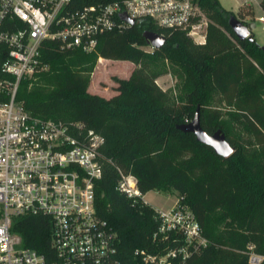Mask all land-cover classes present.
I'll return each instance as SVG.
<instances>
[{"label": "trees", "instance_id": "trees-1", "mask_svg": "<svg viewBox=\"0 0 264 264\" xmlns=\"http://www.w3.org/2000/svg\"><path fill=\"white\" fill-rule=\"evenodd\" d=\"M118 1L73 0L72 8ZM194 2L208 20L203 45L151 20L102 34L91 52L45 41L40 53L48 69L31 87L23 82L19 88L18 100L32 115L83 123L104 138L95 212L116 236L119 264H146L137 251L166 255L186 245L181 232L158 236L156 209L120 192V173L134 176L143 195L175 193L177 205L194 215L207 245L189 247L184 264H249V245L264 255V51L254 33L240 41L229 25L236 15L256 23L255 12L251 5L235 15L219 0ZM260 7L264 12V0ZM146 32L166 43L146 51ZM100 58L137 66L128 79H115L110 98L88 91ZM165 74L176 80L174 89L157 84ZM197 110L208 134L220 129L226 135L234 147L229 157L178 129ZM52 228L50 216L36 214L21 217L12 230L49 264L56 260Z\"/></svg>", "mask_w": 264, "mask_h": 264}, {"label": "built area", "instance_id": "built-area-1", "mask_svg": "<svg viewBox=\"0 0 264 264\" xmlns=\"http://www.w3.org/2000/svg\"><path fill=\"white\" fill-rule=\"evenodd\" d=\"M72 2L0 0V264H48L12 230L18 219L36 214L50 216L53 223L56 260L49 264H119L116 236L95 212L104 138L83 123L34 116L18 100L21 84L31 87L36 75L48 69L41 60L43 43L91 52L99 36L130 26L121 14L186 31L196 44L206 43L207 18L194 0H123L82 10L73 9ZM120 174L118 190L144 201L136 178ZM156 212L158 236L181 232L186 245L166 255L137 251L146 264H184L189 247L196 251L207 245L186 208L176 204ZM245 253L249 264L264 262L252 245Z\"/></svg>", "mask_w": 264, "mask_h": 264}, {"label": "rangeland", "instance_id": "rangeland-1", "mask_svg": "<svg viewBox=\"0 0 264 264\" xmlns=\"http://www.w3.org/2000/svg\"><path fill=\"white\" fill-rule=\"evenodd\" d=\"M261 1L262 0H219L224 8L233 11L235 15L239 10L240 5L250 4L256 11L257 17L264 16L259 5ZM238 19L240 20V18ZM245 19L249 21L248 18ZM253 33L257 42L261 46H264V23L256 21V28L254 29ZM145 50L149 52L152 51V49L148 47L145 48ZM136 68L137 66L135 64L126 61L106 62L104 60L100 61L99 59L93 73L91 74V80L88 88L89 93L110 98L115 94L114 87L117 85L115 79H128ZM157 84L163 90L174 89L176 80L171 75L165 74L157 79ZM144 200L151 205H154L156 209L168 212L176 206L177 195L175 193L166 194L151 191L144 195ZM252 247L255 249L254 245H252Z\"/></svg>", "mask_w": 264, "mask_h": 264}, {"label": "water", "instance_id": "water-1", "mask_svg": "<svg viewBox=\"0 0 264 264\" xmlns=\"http://www.w3.org/2000/svg\"><path fill=\"white\" fill-rule=\"evenodd\" d=\"M120 18L133 26L136 24V21L130 19L127 15L121 14ZM232 31L235 36L240 40L244 41L251 37L254 29L256 28V23L248 22L243 23L236 17H231L229 21ZM147 39L148 45L153 49H159L166 43V39L154 32H146L144 34ZM264 51V46H262ZM179 130L187 133H192L196 136L197 141L211 147L214 152L224 158L229 157L234 152V147L227 140L226 135L219 129L213 134H208L201 126L199 110L196 111V114L191 122L188 124L178 127Z\"/></svg>", "mask_w": 264, "mask_h": 264}, {"label": "crops", "instance_id": "crops-1", "mask_svg": "<svg viewBox=\"0 0 264 264\" xmlns=\"http://www.w3.org/2000/svg\"><path fill=\"white\" fill-rule=\"evenodd\" d=\"M247 5H250V4H244V5H240L239 6V9L241 8V7H244V6H247ZM260 5V4H259ZM252 6V5H251ZM228 10V9H227ZM262 10V9H261ZM254 12H255V18H256V21H259V22H261L260 21V18H264V16H260V17H257V13H256V11L254 10ZM262 13L264 14V12L262 11ZM264 23V22H263ZM106 61V62H108L109 60H105V59H100V61ZM145 201V200H144ZM146 202V201H145ZM146 203H148V202H146ZM148 204H150V203H148ZM151 205V204H150ZM152 207H154V205H151ZM155 208V207H154ZM156 209V208H155Z\"/></svg>", "mask_w": 264, "mask_h": 264}]
</instances>
